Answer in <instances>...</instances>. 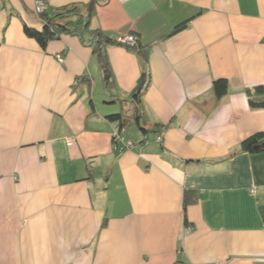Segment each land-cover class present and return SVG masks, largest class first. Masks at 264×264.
I'll return each mask as SVG.
<instances>
[{
    "label": "crops",
    "instance_id": "obj_1",
    "mask_svg": "<svg viewBox=\"0 0 264 264\" xmlns=\"http://www.w3.org/2000/svg\"><path fill=\"white\" fill-rule=\"evenodd\" d=\"M92 1L0 0V264H264V151L243 149L264 132V0H97L46 50L24 31L38 4ZM95 30L142 48H106L109 88Z\"/></svg>",
    "mask_w": 264,
    "mask_h": 264
},
{
    "label": "trees",
    "instance_id": "obj_2",
    "mask_svg": "<svg viewBox=\"0 0 264 264\" xmlns=\"http://www.w3.org/2000/svg\"><path fill=\"white\" fill-rule=\"evenodd\" d=\"M97 0H93L88 9L87 15L82 13L78 8H73L70 10H65L62 12H57L55 14H49L48 12L39 14V18L42 20L43 28L41 30H34L29 28L28 26H24V31L28 37L33 38L38 42V44L42 47L43 50H46L48 43L53 40H58L62 35H74L81 36L83 32L88 30L89 28V20L92 15ZM73 19L77 21L74 22ZM188 25V22L181 23L177 25L172 34L179 33L184 30ZM138 38V37H137ZM139 41V40H138ZM95 53L98 55L99 64L102 73V80L104 86L109 88L113 85V73L110 66V62L108 56L106 54V48L108 46L119 45L117 41L112 40L107 37L100 30L94 31V39L91 43ZM137 50L142 49L139 46V42L137 44ZM142 58L143 61L147 60V54L142 50ZM228 81L226 79H217L213 82V91L216 97L221 98L228 93ZM143 93L142 88L138 90V92L134 95V100H139ZM254 94L260 95L259 97L250 98V107L254 110H264V89L263 87H258L254 90ZM135 115L137 119L142 117L139 108L135 109ZM107 119L112 122H119L120 127L122 128L124 125V119L122 114L115 113L107 115ZM138 120V122H139ZM142 127V126H141ZM142 131H145V128H141ZM243 149L248 153H256L264 151V132L255 134L245 140L243 142ZM188 199L185 201V207L188 205Z\"/></svg>",
    "mask_w": 264,
    "mask_h": 264
},
{
    "label": "built area",
    "instance_id": "obj_3",
    "mask_svg": "<svg viewBox=\"0 0 264 264\" xmlns=\"http://www.w3.org/2000/svg\"><path fill=\"white\" fill-rule=\"evenodd\" d=\"M45 10H46V6L44 4H38V6L36 8L37 15L44 13ZM137 41H138V38H137L136 35H124V36H121L117 40V42L119 44H124V45H127V46H135L137 44ZM60 62L64 63V59H62L61 57H60ZM115 140L116 141H120L121 140V138H120L118 133L115 134ZM159 141H162L161 137L159 138ZM72 144H73V142L68 143L69 146H71ZM133 147H134V144L132 142H129V143L125 144L122 147V150L130 149V148H133Z\"/></svg>",
    "mask_w": 264,
    "mask_h": 264
},
{
    "label": "rangeland",
    "instance_id": "obj_4",
    "mask_svg": "<svg viewBox=\"0 0 264 264\" xmlns=\"http://www.w3.org/2000/svg\"><path fill=\"white\" fill-rule=\"evenodd\" d=\"M128 35H134V34H128ZM138 42L139 41H137V44H138ZM137 44L135 45V46H127V45H124V44H119V45H121V46H123L124 48H127V49H136L137 48ZM60 57L62 58V59H64V62H65V58L62 56V55H59L58 56V62L60 63V64H63V63H61L60 62ZM118 134H119V136H120V138H121V133L120 132H117ZM127 144V143H126Z\"/></svg>",
    "mask_w": 264,
    "mask_h": 264
}]
</instances>
